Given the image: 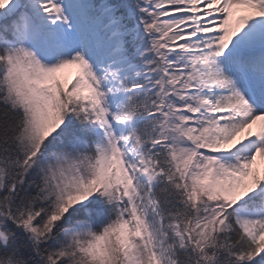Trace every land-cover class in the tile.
<instances>
[{
	"label": "snow or ice",
	"instance_id": "1",
	"mask_svg": "<svg viewBox=\"0 0 264 264\" xmlns=\"http://www.w3.org/2000/svg\"><path fill=\"white\" fill-rule=\"evenodd\" d=\"M0 264H264V0H0Z\"/></svg>",
	"mask_w": 264,
	"mask_h": 264
},
{
	"label": "rangeland",
	"instance_id": "2",
	"mask_svg": "<svg viewBox=\"0 0 264 264\" xmlns=\"http://www.w3.org/2000/svg\"><path fill=\"white\" fill-rule=\"evenodd\" d=\"M66 71H67V73H68L69 75H71V74H73V73L75 72L74 69H68V70H66Z\"/></svg>",
	"mask_w": 264,
	"mask_h": 264
}]
</instances>
